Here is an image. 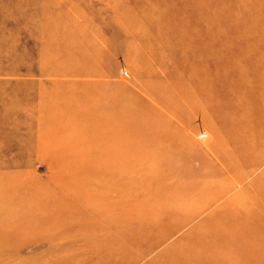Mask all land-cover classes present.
<instances>
[{"label":"rangeland","instance_id":"374dc122","mask_svg":"<svg viewBox=\"0 0 264 264\" xmlns=\"http://www.w3.org/2000/svg\"><path fill=\"white\" fill-rule=\"evenodd\" d=\"M261 197L264 0H0V264H264Z\"/></svg>","mask_w":264,"mask_h":264},{"label":"bare ground","instance_id":"6f19581e","mask_svg":"<svg viewBox=\"0 0 264 264\" xmlns=\"http://www.w3.org/2000/svg\"><path fill=\"white\" fill-rule=\"evenodd\" d=\"M228 167H230V166H228ZM238 175H239L238 179H240L241 177L245 176L246 173H241V174H238ZM106 189L109 190L107 192H104L107 198H110V196L112 195L111 192L112 193L116 192V194L119 193V187H117L116 185H112L110 187H107ZM228 189L229 188H227V186H225L224 188L221 187L220 194L224 193ZM254 208H258L257 210L261 211V213L263 214V212H264V197L258 198L256 200V202L244 206L242 208L243 209L242 213L239 210H236L235 212L245 216V222H244L245 224H249V225H254L255 223L260 224L258 222L259 220L257 221V218H258L257 216H258L259 212L251 210V209H254ZM236 215H238V214H236ZM69 219H71V218H69ZM66 220H68V218ZM64 222H65V220H63V223ZM258 227L263 228V225L262 226H258ZM233 230H235V231L233 232V234H231V237L229 239H227L228 242H230L231 239L233 241H235L237 238L243 237V236H241V234H243V230H241L239 227H234ZM249 230H251V229H249ZM220 237L221 236L217 235L216 239H219ZM200 240H201V243L203 245V244L208 242L207 240H210V239H208L206 237H202V238H200ZM207 246H209V245L207 244ZM205 248L206 247H202V248H193V246L188 247L187 251H190L191 253H193L194 255L197 256V259H194V260H191V261L189 260V263L190 264H213V263L219 261V259L217 257L218 252L217 251L215 252V249L213 250L210 247V249L208 248L207 250H205Z\"/></svg>","mask_w":264,"mask_h":264}]
</instances>
